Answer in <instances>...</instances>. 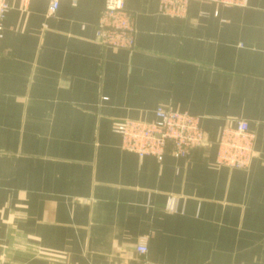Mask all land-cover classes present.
<instances>
[{
    "label": "crops",
    "instance_id": "obj_1",
    "mask_svg": "<svg viewBox=\"0 0 264 264\" xmlns=\"http://www.w3.org/2000/svg\"><path fill=\"white\" fill-rule=\"evenodd\" d=\"M48 2L11 0L0 41V264H136L141 239L147 264H264V0L183 19L123 0L134 47L119 51L94 37L105 0ZM158 107L197 118L206 144L123 151L118 123ZM236 121L249 167H214Z\"/></svg>",
    "mask_w": 264,
    "mask_h": 264
},
{
    "label": "built area",
    "instance_id": "obj_2",
    "mask_svg": "<svg viewBox=\"0 0 264 264\" xmlns=\"http://www.w3.org/2000/svg\"><path fill=\"white\" fill-rule=\"evenodd\" d=\"M11 0H0V41L4 37V22L10 10ZM61 0H49L47 14L52 16ZM80 0H70L76 7ZM193 2L214 4L224 8H244L248 0H159L161 15L183 19ZM132 20L124 9L123 0H105L96 24L94 37L99 45L113 51L132 50L134 47ZM152 122L124 120L118 123L116 132L121 139V149L139 159L152 157L161 162L166 154L174 158H187L190 152L206 144L207 139L197 118L186 112H176L158 107ZM254 135L248 123L236 121L233 126L221 129L215 137L216 156L214 167L245 170L253 158ZM168 150L169 153H168ZM176 198L167 200L166 209L176 210ZM138 261L147 264L146 240L141 239L135 247Z\"/></svg>",
    "mask_w": 264,
    "mask_h": 264
}]
</instances>
